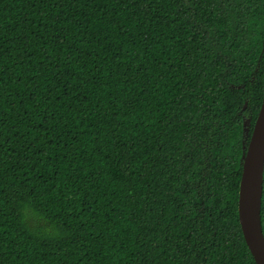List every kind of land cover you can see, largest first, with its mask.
Masks as SVG:
<instances>
[{
  "label": "trees",
  "instance_id": "trees-1",
  "mask_svg": "<svg viewBox=\"0 0 264 264\" xmlns=\"http://www.w3.org/2000/svg\"><path fill=\"white\" fill-rule=\"evenodd\" d=\"M263 49L264 0H0V264H257Z\"/></svg>",
  "mask_w": 264,
  "mask_h": 264
},
{
  "label": "water",
  "instance_id": "water-1",
  "mask_svg": "<svg viewBox=\"0 0 264 264\" xmlns=\"http://www.w3.org/2000/svg\"><path fill=\"white\" fill-rule=\"evenodd\" d=\"M264 188V86L259 115L242 154L239 188V220L246 243L257 264H264V228L262 218Z\"/></svg>",
  "mask_w": 264,
  "mask_h": 264
},
{
  "label": "flooded vegetation",
  "instance_id": "flooded-vegetation-1",
  "mask_svg": "<svg viewBox=\"0 0 264 264\" xmlns=\"http://www.w3.org/2000/svg\"><path fill=\"white\" fill-rule=\"evenodd\" d=\"M263 62L259 60L258 66H256V70L254 72V75L251 78V82L256 79V74L261 70V67L263 66V86H264V49H263ZM239 88L243 89V104L240 108V110L237 112V115L240 116V121L242 122L243 126V150L245 146H248L249 141L251 140V136L259 115V111L262 105L258 107L257 105H253L252 103V94L249 93V87L245 85H238ZM263 100V98H262ZM262 218L264 221V188H263V206H262Z\"/></svg>",
  "mask_w": 264,
  "mask_h": 264
}]
</instances>
